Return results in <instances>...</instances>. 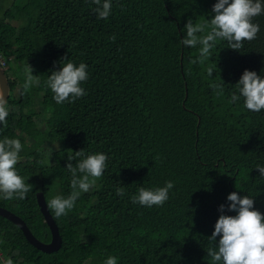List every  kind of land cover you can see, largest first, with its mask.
<instances>
[{
  "label": "trees",
  "instance_id": "obj_1",
  "mask_svg": "<svg viewBox=\"0 0 264 264\" xmlns=\"http://www.w3.org/2000/svg\"><path fill=\"white\" fill-rule=\"evenodd\" d=\"M216 2L112 0L104 20L92 0H0V55L19 71L31 66L40 81L15 93L17 80L3 72L9 115L6 125L0 123V140H20L16 168L34 188L23 200L0 197V207L47 243L35 193L46 207L54 196L71 193L65 167L72 152L109 158L96 186L81 193L67 216L56 218L47 207L61 239L56 252L34 249L0 217L3 257L13 264H104L109 256L117 264H213L207 251L215 242L207 237L220 205L223 214L236 215L227 210L230 193L253 198L264 214V176L256 169L264 167V110H247L243 97L230 103L245 70L264 77V15L254 18L256 39L239 51L218 40L203 63H191L199 45L180 43L187 20L211 19ZM68 61L88 66L81 84L87 95L57 104L46 82ZM213 83H224L221 96ZM33 101L43 115L36 121ZM52 144L49 161L45 152ZM167 181L174 187L162 206L131 202L140 187L154 190ZM121 186L124 196L116 194Z\"/></svg>",
  "mask_w": 264,
  "mask_h": 264
},
{
  "label": "clouds",
  "instance_id": "obj_2",
  "mask_svg": "<svg viewBox=\"0 0 264 264\" xmlns=\"http://www.w3.org/2000/svg\"><path fill=\"white\" fill-rule=\"evenodd\" d=\"M92 3L96 5L93 10L98 18L107 20L112 11V0H92ZM212 13V18L205 19L203 23L193 24L192 19H188L182 29L184 33L186 30V35L180 41L182 45L190 48L200 46L199 56L191 61L193 64L210 59L211 50L218 40H226L229 48L239 51L245 41L256 39L260 25L254 23V18L264 15V0H217L212 7ZM111 39L115 40V37ZM87 67L83 62L77 66L68 61L61 65L58 71H52L48 75L47 87L54 94L53 99L57 104L73 103L87 95L81 87V84L88 80ZM32 72L31 66L26 64L23 84L26 91L40 82L39 77L32 75ZM213 72L214 70L209 68L207 75L212 77ZM223 84H212L218 97L224 92ZM235 86L239 95L233 93L230 103H235L243 97L247 110H264V77L254 71L245 70ZM8 115L7 99L5 93L0 91V123L6 125ZM22 147L19 139L5 137L0 140V197L5 200H23L34 188L18 174L16 168ZM72 153V156L67 157L69 162L65 167L71 173V193L66 198L56 195L47 203L56 218L67 216L75 207L81 193H87L95 187L108 166L109 158L104 153L85 155L83 150ZM77 158L81 159L74 166L71 161H77ZM256 169L260 176H264V167L258 165ZM173 187V181H167L163 187L154 190L140 187L138 194L130 199L132 203L145 207L162 206L168 201L169 190ZM116 194L126 195L124 187H117ZM227 201L230 202L227 210L235 212L236 215L223 214L225 206H219L218 211L221 214L215 222L211 236L207 237L215 244L208 249L207 256L213 264H264V214L254 209V200L247 195L240 196L237 192H232L227 196ZM3 264H13V260L7 258ZM104 264H117V258L109 256Z\"/></svg>",
  "mask_w": 264,
  "mask_h": 264
},
{
  "label": "water",
  "instance_id": "obj_3",
  "mask_svg": "<svg viewBox=\"0 0 264 264\" xmlns=\"http://www.w3.org/2000/svg\"><path fill=\"white\" fill-rule=\"evenodd\" d=\"M0 91H3L5 93V98L7 99L9 95V87L7 85V80L2 71V68H0ZM35 203L49 231L50 239L47 243L38 241L28 230L25 223L10 211L0 207V217L16 226L21 232L25 241L34 249L47 254L56 252L60 247L61 239L58 235L56 225L54 224L53 219L48 212L43 196L40 192L35 193Z\"/></svg>",
  "mask_w": 264,
  "mask_h": 264
},
{
  "label": "rangeland",
  "instance_id": "obj_4",
  "mask_svg": "<svg viewBox=\"0 0 264 264\" xmlns=\"http://www.w3.org/2000/svg\"><path fill=\"white\" fill-rule=\"evenodd\" d=\"M17 67H18V65L15 64L13 61H9L8 63H7V61H5V67L2 69V71L4 73H6V75L9 78H13V79L17 80L16 87H15V93L17 92L18 88H20L23 85L20 81L22 79L23 80L25 79V67L26 66H21V69H23L24 71H19ZM32 105L33 106H32V109H31L32 110L31 114H32L33 120L36 121L38 118H42L43 115L38 114L39 113V107H38V104L35 101L32 102ZM38 127L41 129L42 125H38ZM29 144H30V141L27 140L25 146H28ZM23 148L24 147H22V150H23ZM55 149H56V146L54 144H52L48 149H46L45 154H46V157H47V159L49 161L52 160L50 153L52 151H54Z\"/></svg>",
  "mask_w": 264,
  "mask_h": 264
},
{
  "label": "built area",
  "instance_id": "obj_5",
  "mask_svg": "<svg viewBox=\"0 0 264 264\" xmlns=\"http://www.w3.org/2000/svg\"><path fill=\"white\" fill-rule=\"evenodd\" d=\"M5 67V61L3 60V58L1 57L0 55V68H4ZM6 258L3 257L1 251H0V263L3 264V261L5 260Z\"/></svg>",
  "mask_w": 264,
  "mask_h": 264
}]
</instances>
